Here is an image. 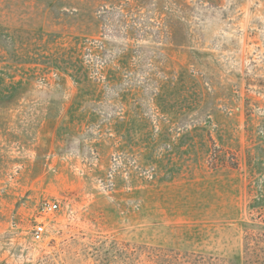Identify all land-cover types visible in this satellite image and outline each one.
I'll return each mask as SVG.
<instances>
[{
  "label": "rangeland",
  "instance_id": "374dc122",
  "mask_svg": "<svg viewBox=\"0 0 264 264\" xmlns=\"http://www.w3.org/2000/svg\"><path fill=\"white\" fill-rule=\"evenodd\" d=\"M0 264H264V0H0Z\"/></svg>",
  "mask_w": 264,
  "mask_h": 264
},
{
  "label": "built area",
  "instance_id": "2783aa9c",
  "mask_svg": "<svg viewBox=\"0 0 264 264\" xmlns=\"http://www.w3.org/2000/svg\"><path fill=\"white\" fill-rule=\"evenodd\" d=\"M59 206V203L56 201H45L43 203V209L45 211L51 212L57 209ZM46 232V223L45 221H40L37 223L35 228V236L36 238H42Z\"/></svg>",
  "mask_w": 264,
  "mask_h": 264
}]
</instances>
